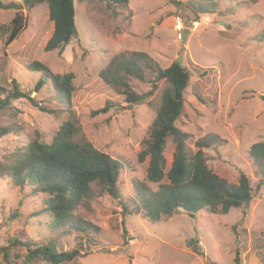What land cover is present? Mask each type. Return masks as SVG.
Returning <instances> with one entry per match:
<instances>
[{"label": "rangeland", "instance_id": "1", "mask_svg": "<svg viewBox=\"0 0 264 264\" xmlns=\"http://www.w3.org/2000/svg\"><path fill=\"white\" fill-rule=\"evenodd\" d=\"M187 1L128 0L108 8L101 0H73L76 38L59 52L45 50L53 33L45 2L0 0V86L9 90L14 80L31 94L42 77L28 68L33 61L52 74L73 75L70 109L49 82L31 94L36 106L19 99L0 113V124L15 131L0 138V247L7 246L9 236L34 242L54 236L49 218L38 213L43 196L33 195L29 186H15L6 170L30 142L50 143L72 115L80 128L74 140L83 138L122 163L117 179L122 198L135 196V182L157 190L159 183L146 180L148 157L141 161L139 155L167 83L154 81V73L144 69L143 79L131 77L129 83L145 97L129 105L99 77L112 56L143 52L161 68L182 58L189 81L175 126L188 135L192 153L197 141L208 142L202 151L213 174L229 184H236L240 174L248 176L251 200L225 215L205 210L190 216L180 210L152 223L142 214L122 216L118 203L93 183V198L75 213L99 230L63 236L62 248L79 250L75 264H264V175L249 155L252 144L264 142V0H201L210 12L198 15L184 6ZM17 14L24 28L6 46ZM178 19L190 30L183 48L175 30ZM107 102V113L91 115ZM173 150L167 138L165 172ZM166 183V178L160 182ZM14 209L18 220L11 219ZM0 264H9L2 255Z\"/></svg>", "mask_w": 264, "mask_h": 264}, {"label": "trees", "instance_id": "2", "mask_svg": "<svg viewBox=\"0 0 264 264\" xmlns=\"http://www.w3.org/2000/svg\"><path fill=\"white\" fill-rule=\"evenodd\" d=\"M30 1L45 2L49 19L53 21V33L45 45V50L61 52L72 38H76L73 0ZM101 1H105L108 8L112 5L123 6L128 2V0ZM201 2L189 0L184 6L195 15L210 12L206 10H209L208 7L201 5ZM174 3L181 5L178 1ZM212 3L213 6L216 5ZM23 28L22 17L15 15L5 41L6 46L19 36ZM28 68L42 72V77L35 84L31 94L39 92L50 82L57 97L70 109L73 92L72 74L64 76L52 74L45 65L37 61L31 62ZM144 69L154 73V81L163 80L168 85L161 95L145 150L139 155L141 161L148 157L146 180L153 184L159 183L157 190L151 191L142 182H135L133 185L135 196L122 198L117 187L122 163L96 150L83 138L79 141L74 140L79 137L80 128L72 115L69 120L62 123L50 143L45 144L38 140L30 142L23 152L17 154L6 170L15 186L19 188L29 186L33 190V195L43 196L42 208L38 213L49 218V227L54 236L44 238L40 242L9 236L6 238L7 246L0 247L2 261L9 264H12V259L15 263L19 261L20 264H75V259L80 255L79 250H64L60 238L72 233L88 235L98 232L99 228L95 224L81 219L75 213L79 205L93 198L91 189L93 183L99 184L101 190L118 203L122 216L142 214L152 223L171 217L180 210L190 216L205 210L211 213L219 211L225 215L231 209L244 206L251 200L248 176L240 174L236 184H229L213 174L207 167L202 151V148L209 146L208 142L197 141L198 150L192 153L186 145L188 135L175 126V121L182 111L183 95L189 81L184 68L174 64L161 68L155 61L149 59L147 54L133 52L127 56L125 54L112 56L106 68L100 71L99 77L123 95L129 105H134L144 99L145 94L134 92L129 80L131 77L143 79ZM11 84L9 90L0 86V113L14 100L27 99L29 103L35 105L36 102L30 93L21 91L14 80ZM152 87L155 88L156 83H153ZM39 108L43 112L49 111L41 106ZM109 108L107 102L105 107L92 111L91 115L107 113ZM13 131L12 126L0 124V138ZM167 138H171L174 150L170 168L165 172L166 159L163 152ZM249 155L264 175V142L252 144ZM164 178L168 183L160 184ZM11 213L12 220L19 219L18 209ZM194 251L196 252L195 248Z\"/></svg>", "mask_w": 264, "mask_h": 264}, {"label": "water", "instance_id": "3", "mask_svg": "<svg viewBox=\"0 0 264 264\" xmlns=\"http://www.w3.org/2000/svg\"><path fill=\"white\" fill-rule=\"evenodd\" d=\"M190 33V30L188 28H184L183 29V32H182V35H181V47L183 48L186 40H187V36L188 34ZM181 60L182 58L179 57L176 62L174 63V65H177L178 67H181Z\"/></svg>", "mask_w": 264, "mask_h": 264}, {"label": "built area", "instance_id": "4", "mask_svg": "<svg viewBox=\"0 0 264 264\" xmlns=\"http://www.w3.org/2000/svg\"><path fill=\"white\" fill-rule=\"evenodd\" d=\"M175 30L178 32V39L180 40L182 32H183V26H182L181 20H179V19H178V21H176Z\"/></svg>", "mask_w": 264, "mask_h": 264}, {"label": "crops", "instance_id": "5", "mask_svg": "<svg viewBox=\"0 0 264 264\" xmlns=\"http://www.w3.org/2000/svg\"><path fill=\"white\" fill-rule=\"evenodd\" d=\"M206 12H204L203 14H205ZM200 14H202V13H200Z\"/></svg>", "mask_w": 264, "mask_h": 264}]
</instances>
